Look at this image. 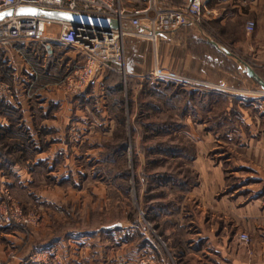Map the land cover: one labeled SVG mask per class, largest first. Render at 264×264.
<instances>
[{
  "label": "rangeland",
  "instance_id": "374dc122",
  "mask_svg": "<svg viewBox=\"0 0 264 264\" xmlns=\"http://www.w3.org/2000/svg\"><path fill=\"white\" fill-rule=\"evenodd\" d=\"M119 1L130 7L144 5L146 0ZM54 46L58 52L52 65L58 70L55 89L65 92V76L83 65V57L77 48ZM134 59L132 52L126 51L124 67L112 64L85 88L65 92L73 102L72 149L64 152L58 146L50 162L42 159L29 167L32 181L26 185L18 178L10 181L14 184L7 189L10 198L5 205L14 203L37 218L26 227L2 222L21 229L26 237L42 222L38 234L46 242L35 250L34 260H30L35 264H192L195 255L200 262L208 261L204 253L188 246L197 235L178 226L180 221L183 225L194 221L191 194L198 182L192 169L193 149L206 131L215 130L219 134L216 139L223 140L225 130L240 129L242 122L224 118L225 97L216 98L217 119L208 120L206 114L204 119L194 120L192 93L179 96L175 86L183 78L156 66L154 73L161 71L179 80L156 79L153 72L145 73L141 81L130 79L129 64ZM50 91L29 88L25 96L40 92L43 98ZM198 103L201 113L209 111ZM53 108L49 106L44 114L50 116ZM193 130L201 136L197 133L194 137ZM48 131L41 133L42 149L54 141L51 137L43 143ZM206 155L223 164L230 157L223 147ZM80 230L89 231L86 241H78ZM54 241L59 246L52 247ZM20 252L8 248L7 260L17 258Z\"/></svg>",
  "mask_w": 264,
  "mask_h": 264
},
{
  "label": "crops",
  "instance_id": "0c3cea01",
  "mask_svg": "<svg viewBox=\"0 0 264 264\" xmlns=\"http://www.w3.org/2000/svg\"><path fill=\"white\" fill-rule=\"evenodd\" d=\"M164 1L181 3V0ZM249 19L255 21V28L247 33L244 25ZM125 27L132 30L129 25ZM135 30L142 32L141 28ZM137 33L124 40V57L130 50L137 58L129 64L130 79L141 81L156 66L173 70L183 78V82L174 83L178 85L179 96L192 93L194 120L204 119L206 114L208 120L217 119L216 98L225 97L224 118L242 122L240 129L225 130L223 140L216 139L219 134L215 130L206 131L193 149L192 169L198 182L191 194L195 203L194 221L184 225L180 221L178 226L197 235L189 240L188 246L204 253L208 261L200 262L195 255L191 263L264 264V89L242 69V63H246L264 76V0H209L200 24L188 23L161 32L154 40ZM209 39L234 57L218 52L207 42ZM57 54L55 46L48 49L27 40L14 48L0 45V80L15 90L12 96L0 99V264H35L31 262L35 250L46 242L38 234L42 222L31 228L29 237L21 229L2 222L4 190L12 188L11 179L18 178L23 185L31 182L27 169L34 168L42 159L50 162L58 146L64 152L73 147L72 96L55 89L58 70L52 65L58 59ZM106 70L100 71L94 80ZM168 83L171 82L164 84ZM29 88L53 91L43 98L40 92L26 97ZM197 102L209 107V111L201 113ZM49 106L54 108L46 116ZM185 114L190 117V112ZM46 129L49 131L43 143L51 137L54 141L42 149L41 133ZM192 133L195 137L198 132ZM220 147L230 153L225 164L206 155ZM88 232L80 230L78 241H86ZM240 232L250 234L248 244L238 240ZM59 239L64 245L67 243L63 236ZM57 246L58 241H54L52 247ZM11 247L21 252L8 261L6 252Z\"/></svg>",
  "mask_w": 264,
  "mask_h": 264
},
{
  "label": "built area",
  "instance_id": "2783aa9c",
  "mask_svg": "<svg viewBox=\"0 0 264 264\" xmlns=\"http://www.w3.org/2000/svg\"><path fill=\"white\" fill-rule=\"evenodd\" d=\"M209 0H181L178 5L164 0H146L143 7L130 9L119 0H0V12L21 6L36 7L38 15H11L0 21V45H18L33 41L51 49L52 46L77 48L83 57V65L65 76L63 88L75 92L85 88L102 70L112 68V64L124 67V40L130 34L154 40L161 32L180 28L188 23L200 24ZM74 17H80L78 19ZM113 19L120 23L118 28L96 25L95 20ZM129 25L132 30L125 27ZM255 28V22L248 20L247 33ZM156 79L177 77L161 71L153 72ZM14 93L10 84L0 80V99ZM2 200V221L23 227L36 222L37 216L25 214L14 203L5 205L10 198L7 189ZM238 240L248 244L250 237L240 232Z\"/></svg>",
  "mask_w": 264,
  "mask_h": 264
},
{
  "label": "water",
  "instance_id": "95a60500",
  "mask_svg": "<svg viewBox=\"0 0 264 264\" xmlns=\"http://www.w3.org/2000/svg\"><path fill=\"white\" fill-rule=\"evenodd\" d=\"M38 15L40 14V10H38L36 7L31 6H21L16 8L15 10L13 8H8L0 12V21L4 19L5 17L11 16V15ZM94 23L96 25H102L105 28H118L120 27V23L113 19H99L95 20ZM212 47H214L218 52L223 54L224 56L234 57L233 54L227 50L224 47L219 46L217 42H215L212 39H209L207 41ZM242 69L246 73L247 76L250 78L255 79L260 86L264 89V76L257 73L253 68H251L248 64L242 63Z\"/></svg>",
  "mask_w": 264,
  "mask_h": 264
}]
</instances>
